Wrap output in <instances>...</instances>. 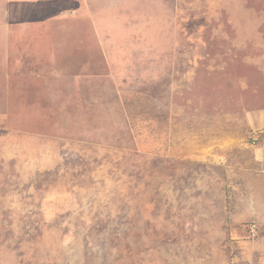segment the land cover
<instances>
[{
    "label": "rangeland",
    "instance_id": "obj_1",
    "mask_svg": "<svg viewBox=\"0 0 264 264\" xmlns=\"http://www.w3.org/2000/svg\"><path fill=\"white\" fill-rule=\"evenodd\" d=\"M83 1L0 30V264H264V0Z\"/></svg>",
    "mask_w": 264,
    "mask_h": 264
},
{
    "label": "crops",
    "instance_id": "obj_2",
    "mask_svg": "<svg viewBox=\"0 0 264 264\" xmlns=\"http://www.w3.org/2000/svg\"><path fill=\"white\" fill-rule=\"evenodd\" d=\"M18 3L11 0H2L0 5V30L2 29L1 32L3 31L2 33L7 37L6 41L9 43L8 45L14 47L10 49L11 52H14V68H22L20 62L24 60L20 31L22 25L26 27L24 33L26 36L30 37V40L31 36L37 34H48L51 37L55 51H57L59 48H62L63 51L67 52V48L68 51H70V49H74L72 47V44L73 46L75 44L73 43L74 38L77 36H85V32L82 27L87 25L90 21L95 23L96 19L92 11H90L89 14L86 13L82 6V3H84L83 0H64L60 4L58 2H50L49 0L47 2L43 1V4L36 2L29 3L28 1L25 3L22 2V6L29 4L32 7L30 11H25L20 5H18ZM40 5H43L47 11L46 17H43V7H40ZM33 7L42 8L41 10L37 9V14L39 15H37L36 18H32L31 16V12L34 11ZM12 13L13 16L11 15ZM68 21L71 26L67 25V27L64 28L63 26ZM32 25L34 27H31ZM36 28H41L42 31L46 33L36 32ZM68 31L70 34L67 33ZM90 34L91 37L96 40L97 37L95 31L94 33L91 32ZM40 37H38L39 40ZM31 43L33 44L31 46H34V48L37 49V45L39 44L35 43L34 41ZM31 73H35V71ZM38 73L39 72L36 71L35 76H37Z\"/></svg>",
    "mask_w": 264,
    "mask_h": 264
}]
</instances>
